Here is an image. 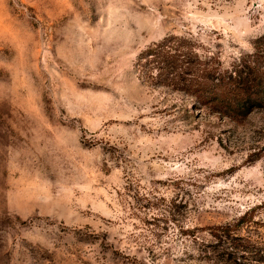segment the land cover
Masks as SVG:
<instances>
[{"label": "rangeland", "instance_id": "obj_1", "mask_svg": "<svg viewBox=\"0 0 264 264\" xmlns=\"http://www.w3.org/2000/svg\"><path fill=\"white\" fill-rule=\"evenodd\" d=\"M263 32L264 0H0V264H226L209 227L246 211L264 249V108L187 114L135 69L166 35L227 67Z\"/></svg>", "mask_w": 264, "mask_h": 264}, {"label": "trees", "instance_id": "obj_2", "mask_svg": "<svg viewBox=\"0 0 264 264\" xmlns=\"http://www.w3.org/2000/svg\"><path fill=\"white\" fill-rule=\"evenodd\" d=\"M135 69L143 84L184 96L181 108L187 114L206 111L239 122L264 108V32L253 40L252 51L242 53L227 67L220 54L191 34L166 35L138 54ZM175 207L172 200L168 212H174ZM251 219L252 214L246 211L235 224L209 227L214 237L212 254L226 264L263 262L264 249L249 239L240 242L236 233Z\"/></svg>", "mask_w": 264, "mask_h": 264}]
</instances>
